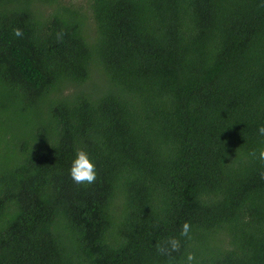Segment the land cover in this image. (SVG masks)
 <instances>
[{
  "label": "trees",
  "instance_id": "16d2710c",
  "mask_svg": "<svg viewBox=\"0 0 264 264\" xmlns=\"http://www.w3.org/2000/svg\"><path fill=\"white\" fill-rule=\"evenodd\" d=\"M86 1L0 0V264H264V0Z\"/></svg>",
  "mask_w": 264,
  "mask_h": 264
},
{
  "label": "clouds",
  "instance_id": "9594fccd",
  "mask_svg": "<svg viewBox=\"0 0 264 264\" xmlns=\"http://www.w3.org/2000/svg\"><path fill=\"white\" fill-rule=\"evenodd\" d=\"M14 35L19 37L22 35V31L19 28L14 29ZM62 33L58 34V38H62ZM258 133L264 136V125L258 127ZM253 156L256 155L255 152L252 153ZM259 159L264 161V149L259 151ZM70 178L76 184H86L90 185L94 183L97 179L96 164L91 159L89 153L83 149H76L75 157L72 161L71 167L69 169ZM191 225L189 222H185L182 225L179 237L173 236L168 238L163 244L157 242L156 248L161 255H166L169 258L170 264L174 259L173 253L180 252L182 243L180 237L191 239L190 236ZM196 260L195 253L188 252L186 254V264H193Z\"/></svg>",
  "mask_w": 264,
  "mask_h": 264
},
{
  "label": "rangeland",
  "instance_id": "374dc122",
  "mask_svg": "<svg viewBox=\"0 0 264 264\" xmlns=\"http://www.w3.org/2000/svg\"><path fill=\"white\" fill-rule=\"evenodd\" d=\"M69 2H74L76 4H78L79 6H84L86 8H88V4L86 0H67Z\"/></svg>",
  "mask_w": 264,
  "mask_h": 264
}]
</instances>
